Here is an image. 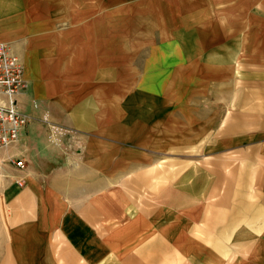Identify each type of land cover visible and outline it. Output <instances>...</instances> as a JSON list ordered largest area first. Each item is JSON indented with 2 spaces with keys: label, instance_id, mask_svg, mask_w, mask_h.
Masks as SVG:
<instances>
[{
  "label": "crops",
  "instance_id": "1",
  "mask_svg": "<svg viewBox=\"0 0 264 264\" xmlns=\"http://www.w3.org/2000/svg\"><path fill=\"white\" fill-rule=\"evenodd\" d=\"M0 43V264H264V0H0Z\"/></svg>",
  "mask_w": 264,
  "mask_h": 264
},
{
  "label": "built area",
  "instance_id": "2",
  "mask_svg": "<svg viewBox=\"0 0 264 264\" xmlns=\"http://www.w3.org/2000/svg\"><path fill=\"white\" fill-rule=\"evenodd\" d=\"M23 72L21 60L8 45L0 43V152L15 145L30 122L16 105L27 89ZM11 163L18 170L24 167L19 160Z\"/></svg>",
  "mask_w": 264,
  "mask_h": 264
},
{
  "label": "rangeland",
  "instance_id": "3",
  "mask_svg": "<svg viewBox=\"0 0 264 264\" xmlns=\"http://www.w3.org/2000/svg\"><path fill=\"white\" fill-rule=\"evenodd\" d=\"M9 169L10 166L8 163H4L2 161H0V192L3 190V188L6 186V180L5 178L8 177L9 175ZM139 205H142V200L139 199ZM4 242L3 238L1 237V233H0V255L1 254H6L5 250H4Z\"/></svg>",
  "mask_w": 264,
  "mask_h": 264
},
{
  "label": "bare ground",
  "instance_id": "4",
  "mask_svg": "<svg viewBox=\"0 0 264 264\" xmlns=\"http://www.w3.org/2000/svg\"><path fill=\"white\" fill-rule=\"evenodd\" d=\"M124 222V221H123Z\"/></svg>",
  "mask_w": 264,
  "mask_h": 264
}]
</instances>
